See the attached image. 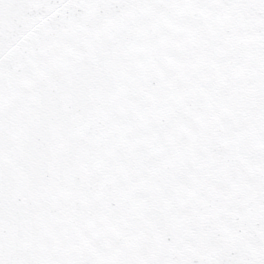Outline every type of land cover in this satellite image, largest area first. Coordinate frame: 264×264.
Returning a JSON list of instances; mask_svg holds the SVG:
<instances>
[{"label": "snow or ice", "instance_id": "obj_1", "mask_svg": "<svg viewBox=\"0 0 264 264\" xmlns=\"http://www.w3.org/2000/svg\"><path fill=\"white\" fill-rule=\"evenodd\" d=\"M0 264H264V0H0Z\"/></svg>", "mask_w": 264, "mask_h": 264}]
</instances>
